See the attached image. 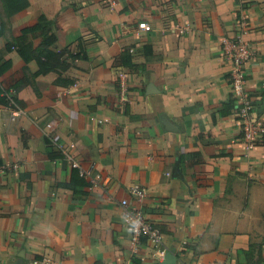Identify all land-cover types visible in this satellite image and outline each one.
Listing matches in <instances>:
<instances>
[{
  "label": "crops",
  "instance_id": "0c3cea01",
  "mask_svg": "<svg viewBox=\"0 0 264 264\" xmlns=\"http://www.w3.org/2000/svg\"><path fill=\"white\" fill-rule=\"evenodd\" d=\"M40 15L67 57L42 73V37L29 62L15 42ZM243 15L246 92L264 126V0H29L11 16L0 0V64L12 62L0 82H28L18 108L0 103V166L17 165L0 174V264H161L147 241L131 252L119 201L137 203L134 184L175 264H264V137L249 146L226 105L225 43ZM65 152L105 185L80 180Z\"/></svg>",
  "mask_w": 264,
  "mask_h": 264
},
{
  "label": "built area",
  "instance_id": "2783aa9c",
  "mask_svg": "<svg viewBox=\"0 0 264 264\" xmlns=\"http://www.w3.org/2000/svg\"><path fill=\"white\" fill-rule=\"evenodd\" d=\"M113 2L114 0H109ZM243 13V12H242ZM240 30L225 43V54L231 59L232 67L230 70V82L232 86V94L237 102V113L241 121L243 138L249 146H253L260 142L264 137V126L253 117L255 107L252 97L246 92L247 82V62L251 59L253 51L246 39L249 22L243 15L239 20ZM139 27L145 31H150L151 26L146 22L139 23ZM3 87V86H2ZM120 99L127 101V83L124 75L119 78ZM4 89V87H3ZM8 101L9 106L18 108L19 105L15 101L16 92L13 88L9 91L4 89L3 94ZM64 158L70 162L71 166L78 171L80 176L90 181L92 187L104 186L102 175L95 165L85 167L71 153L65 152ZM17 167L14 163H6L0 166V174H4L8 169ZM130 195L137 202L132 204L128 199H121L119 202L123 206V221L131 241V252L135 255L138 253L141 245L147 241L151 243L155 251L160 256H165L169 250L164 244L163 231L150 219L146 213L142 202L148 194V188L141 184H134L129 189ZM35 264H43L44 261L35 260ZM131 264V263H127Z\"/></svg>",
  "mask_w": 264,
  "mask_h": 264
},
{
  "label": "trees",
  "instance_id": "16d2710c",
  "mask_svg": "<svg viewBox=\"0 0 264 264\" xmlns=\"http://www.w3.org/2000/svg\"><path fill=\"white\" fill-rule=\"evenodd\" d=\"M6 12L9 16L18 13L19 11L25 9L29 6V0H4ZM55 21L53 19H48L45 15H40L35 22L27 23L19 28V36L16 38L15 42L17 44L18 52L24 58L25 61L29 62L33 59V45L31 39L42 37L43 44L47 45V48H43L38 46V51H40V55L38 57L39 63V73L48 72L56 67L57 61L64 60L67 57L64 53L58 51L57 37L53 30V24ZM3 34V25L0 23V37ZM10 47V43H9ZM62 52H65L68 56L72 58V62L74 60L85 57L81 56L79 53L74 54L71 52L70 48H63ZM127 51L123 53L122 59L125 63H130L127 60ZM42 58V59H41ZM86 58V57H85ZM12 66L11 60H6L0 64V76H2L5 72H7ZM27 81L25 79H16L14 81L8 83L0 82V103L9 105L8 101L5 99L3 94L4 89L9 91L13 88L16 92L15 101L20 106V101L17 97L18 92H20L26 85ZM57 83H61L57 81ZM4 89H3V87ZM230 110H237V102L236 99L232 98L226 104ZM80 180L82 176L79 177ZM73 181H76V177L73 178Z\"/></svg>",
  "mask_w": 264,
  "mask_h": 264
},
{
  "label": "water",
  "instance_id": "95a60500",
  "mask_svg": "<svg viewBox=\"0 0 264 264\" xmlns=\"http://www.w3.org/2000/svg\"><path fill=\"white\" fill-rule=\"evenodd\" d=\"M175 261H176V256L171 252H167L163 257V261L161 264H175Z\"/></svg>",
  "mask_w": 264,
  "mask_h": 264
}]
</instances>
